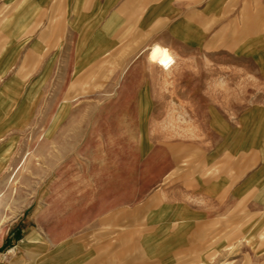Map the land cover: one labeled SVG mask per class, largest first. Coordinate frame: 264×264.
I'll return each mask as SVG.
<instances>
[{"label":"crops","instance_id":"0c3cea01","mask_svg":"<svg viewBox=\"0 0 264 264\" xmlns=\"http://www.w3.org/2000/svg\"><path fill=\"white\" fill-rule=\"evenodd\" d=\"M151 43L206 61L194 62V94L171 95L206 104L194 115V134L204 137L190 171L161 158L158 183L143 176L136 190L132 164L117 160L110 191L92 195L76 189L83 176L68 175L65 159L57 175L50 161L46 226L9 243L16 251L7 264H190L229 246L231 226H254L264 251V101L233 115L215 106L231 101L219 89L230 72L264 86V0H0V170L19 164L15 152L38 130L33 107L49 81L141 55ZM139 100L152 101L145 93ZM67 114L47 112L48 151L69 149L70 127L54 141L55 120ZM134 119L139 133H151L148 112Z\"/></svg>","mask_w":264,"mask_h":264},{"label":"rangeland","instance_id":"374dc122","mask_svg":"<svg viewBox=\"0 0 264 264\" xmlns=\"http://www.w3.org/2000/svg\"><path fill=\"white\" fill-rule=\"evenodd\" d=\"M150 48L137 56L119 55L113 63L104 58L82 72H66L42 88L33 107L39 112L37 135L29 132L25 150L15 152L17 166L7 172L0 170V252L12 241L21 240L30 228L46 226L47 191L52 185L48 172L54 169L57 175L65 160L70 167L68 175L78 171L83 176L76 189L92 195L110 191L111 171L117 160L132 164L137 174L136 190L141 189L143 176L150 175L151 185L158 183L161 158L168 163L178 159L180 172L190 171L194 142H202L204 137L194 134V115H201L206 104L176 101L171 95L194 94V62L206 61L194 60L192 54H171L169 62H151L147 57ZM230 73L227 86L219 89L225 90L231 101L215 106L233 115L250 101H264V86L254 76ZM175 79L183 87L175 86ZM144 93L151 102L139 100ZM238 96L242 102L236 101ZM48 111L69 113V118L55 120L54 134L55 143H62L63 127H70L68 150L48 151ZM145 112L151 127L147 135L139 133L134 119ZM148 143L147 152L142 153ZM50 161L54 165L48 171ZM173 170L168 174L170 182L177 177ZM72 181L68 180V185ZM231 229L229 246L212 248L190 264H264V251L255 246L254 226Z\"/></svg>","mask_w":264,"mask_h":264},{"label":"bare ground","instance_id":"6f19581e","mask_svg":"<svg viewBox=\"0 0 264 264\" xmlns=\"http://www.w3.org/2000/svg\"><path fill=\"white\" fill-rule=\"evenodd\" d=\"M148 60L151 62L166 63L172 58L171 52L167 47L160 44H154L148 53Z\"/></svg>","mask_w":264,"mask_h":264},{"label":"built area","instance_id":"2783aa9c","mask_svg":"<svg viewBox=\"0 0 264 264\" xmlns=\"http://www.w3.org/2000/svg\"><path fill=\"white\" fill-rule=\"evenodd\" d=\"M16 246L11 245L6 250L0 252V264H7L9 258L15 253Z\"/></svg>","mask_w":264,"mask_h":264}]
</instances>
